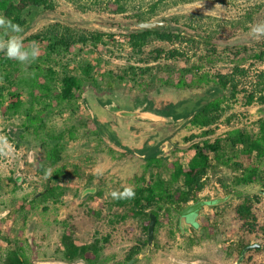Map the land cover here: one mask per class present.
<instances>
[{"label": "rangeland", "instance_id": "rangeland-1", "mask_svg": "<svg viewBox=\"0 0 264 264\" xmlns=\"http://www.w3.org/2000/svg\"><path fill=\"white\" fill-rule=\"evenodd\" d=\"M22 17L23 42H37L40 56L24 65L0 52V138L7 140L0 153V264L14 249L31 264H68L60 240L67 225L75 226V243L100 242L94 264L139 255L136 264H264V155L258 181L237 183L250 162L243 145L226 140L235 129L258 136L264 120V37L250 31L264 22V0H48ZM139 17L165 24L135 38L128 27ZM187 64L227 80L228 89L211 83L181 90L157 81L159 72ZM65 76L83 85L77 97L60 101ZM219 96L226 101L217 120L193 126L192 115ZM140 106L163 120L116 114ZM204 140H219L222 149L211 154L202 195L231 198L203 208L200 231H182L178 209L165 206L149 245L152 208L135 206L139 189L159 178L171 182L172 163L188 165ZM51 147L60 152L57 163L48 158ZM126 187L133 198L112 197ZM85 188L95 191L83 195ZM242 243L260 246L241 256Z\"/></svg>", "mask_w": 264, "mask_h": 264}, {"label": "trees", "instance_id": "trees-1", "mask_svg": "<svg viewBox=\"0 0 264 264\" xmlns=\"http://www.w3.org/2000/svg\"><path fill=\"white\" fill-rule=\"evenodd\" d=\"M48 5V0H0V12H3L5 17L11 19L13 23L19 24L21 27L24 25L25 20L22 17L23 12L29 7H41ZM139 22L142 17L137 19ZM155 29H141L140 31L130 32L133 37H143L145 34L155 32ZM2 33V29H0ZM58 43L70 49V43L64 42L61 39ZM54 45H58L57 43ZM2 54H4L2 52ZM150 68L142 69L146 72ZM157 81L165 87H174L176 89H192L202 88L211 83L219 85L223 89H228V81L217 77L216 79L203 71L201 66L193 64L191 66H184L180 68H173L172 71H162L156 76ZM38 88L42 85L40 82H35ZM82 81L74 76H65L63 78V88L58 93L57 99L64 101L73 97H77V92L82 89ZM234 86V85H233ZM225 96H219L205 103L199 108L190 118L191 124L198 128L210 127L218 117L219 111L222 109ZM252 97L249 98L251 103ZM17 106V102H14ZM41 118L33 119L32 123L37 124ZM260 134L256 137L250 136L238 129L230 132V136L226 139L232 146L238 144L243 145V156H245L250 166L242 176L237 177V183L250 184L258 181L260 174L259 159L264 155V120L260 123ZM221 141L216 140L211 142L204 140L202 144L196 143L194 145V155L190 159L188 165H183L179 160L172 163L173 172L172 180L168 183L167 180L162 178L157 179L151 185L143 189H139L138 195L135 198L134 204L139 210L145 208H152L151 212L159 217V213L165 206H172L178 210L183 209L191 202L199 200L200 193L207 185V177L209 170L212 167L211 154L216 153L222 149ZM48 158L57 163L60 159V152L58 149L51 147L48 150ZM182 181L176 190H172L171 184ZM44 195V194H43ZM144 201V203L142 202ZM148 224L150 217L148 214ZM202 230V229H201ZM75 226L63 227L61 234V244L63 246V253L67 260L76 261L84 260L90 264L99 261L102 246L99 241L79 245L74 240ZM193 239V238H192ZM248 243L241 244L242 250L248 246ZM5 264H31L25 258V254L20 249L10 250L7 254Z\"/></svg>", "mask_w": 264, "mask_h": 264}, {"label": "water", "instance_id": "water-1", "mask_svg": "<svg viewBox=\"0 0 264 264\" xmlns=\"http://www.w3.org/2000/svg\"><path fill=\"white\" fill-rule=\"evenodd\" d=\"M164 24L165 22L163 21H140V22H137L129 26L128 28L131 31H138L141 29H152L153 30ZM116 112H117L116 114L123 116V117L139 118L141 120H149V121L163 120V118L159 116L158 114H155L154 112H151L148 110L146 111L141 106L136 107L135 109H128V110L124 109L122 111L118 109L116 110ZM94 191H95V188H85L83 191V195L88 192H94ZM263 194H264V191H263ZM230 197L231 195H227L224 197L220 196L214 199L201 198L198 201L189 204L185 208L178 210L179 225L182 228V231H184L182 224L186 227H192L196 231H200L201 222L199 220V217L203 214L204 206L205 205L215 206V205L225 203L226 201L230 199ZM149 217H150V221L148 224V244L151 245L152 242H154L155 240V225L157 221V215L153 212H150ZM259 246L260 244L258 243L249 244L242 250L241 256H243L247 250L251 248H256ZM140 257H141L140 255L133 257L129 259L127 262H125L124 264H136L139 261Z\"/></svg>", "mask_w": 264, "mask_h": 264}, {"label": "clouds", "instance_id": "clouds-1", "mask_svg": "<svg viewBox=\"0 0 264 264\" xmlns=\"http://www.w3.org/2000/svg\"><path fill=\"white\" fill-rule=\"evenodd\" d=\"M0 29H2V33H0V52H3L8 59L26 65L35 62L39 58V44L33 41L25 46L23 36L20 35L23 28L19 24L13 23L11 19L0 15ZM250 31L256 38L264 37V22L252 25ZM6 147L7 140L0 138V153L6 154ZM111 195L114 199H128L133 198L135 192L133 188L126 187L122 192L113 191Z\"/></svg>", "mask_w": 264, "mask_h": 264}, {"label": "flooded vegetation", "instance_id": "flooded-vegetation-1", "mask_svg": "<svg viewBox=\"0 0 264 264\" xmlns=\"http://www.w3.org/2000/svg\"><path fill=\"white\" fill-rule=\"evenodd\" d=\"M207 185H206V187L204 188V190L200 193V196L199 197H201V198H206V199H214V198H217V197H220L221 195L220 194H218V193H215V195H213V196H207V195H202V193L204 192V191H206L207 190ZM212 188V187H211ZM219 187L217 186V190H219L218 189ZM211 190V189H210ZM228 195H231V194H228ZM224 196H227V195H223V196H221V197H224ZM232 196V195H231ZM201 198H199V199H201ZM231 198V197H230ZM198 201V200H197ZM227 202V201H226ZM191 203H194V202H191ZM190 203V204H191ZM189 205V204H188ZM187 205V206H188ZM205 206H211V205H205ZM205 206H204V208H205ZM215 206H218V205H215ZM186 207V206H185ZM184 207V208H185ZM213 207V206H212ZM202 216V215H201ZM182 226H183V230L184 229H193L192 227H186V226H184L183 224H182ZM193 230H195V229H193ZM201 230V229H200ZM196 231V230H195ZM82 245V244H81ZM62 249H63V246H62ZM63 255H64V253H63ZM134 257H136V256H134ZM64 258L66 259V257L64 256ZM66 261L68 262V264H72V263H74V264H85V261L84 260H76V261H69V260H67L66 259Z\"/></svg>", "mask_w": 264, "mask_h": 264}]
</instances>
